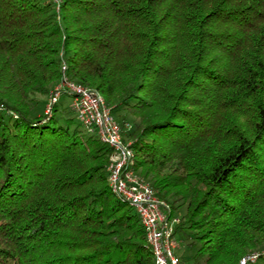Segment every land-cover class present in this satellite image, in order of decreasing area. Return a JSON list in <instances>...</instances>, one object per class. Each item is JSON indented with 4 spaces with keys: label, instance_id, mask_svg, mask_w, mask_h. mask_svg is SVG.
<instances>
[{
    "label": "trees",
    "instance_id": "obj_1",
    "mask_svg": "<svg viewBox=\"0 0 264 264\" xmlns=\"http://www.w3.org/2000/svg\"><path fill=\"white\" fill-rule=\"evenodd\" d=\"M62 65L102 95L168 221L185 206L191 264L264 246V0H0V264H154L69 96L32 112Z\"/></svg>",
    "mask_w": 264,
    "mask_h": 264
},
{
    "label": "built area",
    "instance_id": "obj_2",
    "mask_svg": "<svg viewBox=\"0 0 264 264\" xmlns=\"http://www.w3.org/2000/svg\"><path fill=\"white\" fill-rule=\"evenodd\" d=\"M61 71H65V65ZM62 95L71 98V109L86 133L97 137L111 149L106 168L108 187L117 199L126 201L137 214L154 264H181L175 255L179 243L174 237V225L179 220L173 218L168 221L162 210L163 203L157 199L151 185L135 172L131 141L124 139L120 125L102 95L63 74L51 93L46 114ZM129 128L127 125L125 130ZM260 255H264V250L262 254L244 257L238 264L254 263Z\"/></svg>",
    "mask_w": 264,
    "mask_h": 264
},
{
    "label": "rangeland",
    "instance_id": "obj_3",
    "mask_svg": "<svg viewBox=\"0 0 264 264\" xmlns=\"http://www.w3.org/2000/svg\"><path fill=\"white\" fill-rule=\"evenodd\" d=\"M65 72V71H64ZM63 72V74H64ZM62 74V75H63ZM69 78V77H68ZM70 79V78H69ZM71 80V79H70ZM57 84V83H56ZM56 84H54L50 89H49V93L47 96H42V95H35L33 96V100L31 102V105L33 107V114L35 115H40V114H46L45 112L47 111L49 105L48 102L50 100V96L51 93L54 89V87L56 86ZM61 103H62V108L63 109H67L71 107V98L69 97H64L61 99ZM70 116L75 117V114H70ZM75 127V125L73 126ZM72 127V128H73ZM136 172V171H135ZM138 176H140L141 178H143L146 182H148L151 187L152 184L148 179H145L140 172H136ZM153 189V188H152ZM154 191V190H153ZM163 203V208H167L168 209V205L166 203H164V201H161ZM185 211V206L181 207L177 213L174 214V218L178 219L181 217V215L184 213ZM186 243L185 242H180V247L177 249L176 251V257L178 258V260L181 262V264H191V258L194 254V251L191 250H187L185 248ZM264 250V246L262 248L258 247V249L254 250L253 252H251L250 254H255V253H259L262 254V251ZM248 254V255H250ZM247 255V256H248ZM261 256V255H260ZM256 262V261H255Z\"/></svg>",
    "mask_w": 264,
    "mask_h": 264
}]
</instances>
